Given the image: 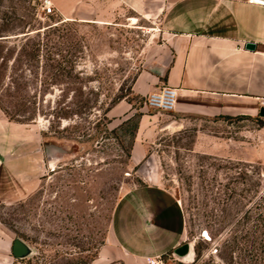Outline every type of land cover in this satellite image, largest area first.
I'll list each match as a JSON object with an SVG mask.
<instances>
[{
  "label": "rangeland",
  "instance_id": "1",
  "mask_svg": "<svg viewBox=\"0 0 264 264\" xmlns=\"http://www.w3.org/2000/svg\"><path fill=\"white\" fill-rule=\"evenodd\" d=\"M46 0H0V122L36 142L41 175L22 200L0 205V225L33 254L0 264H99L114 208L151 180L186 217L190 257L181 264H264V166L208 150L209 135L240 140L262 120L174 118L133 92L140 73L161 72L159 22L104 0L106 14L66 21ZM122 101L136 111L113 118ZM161 129L146 158L131 160L141 113ZM201 143V149H199ZM223 143V142H222ZM211 152V153H210Z\"/></svg>",
  "mask_w": 264,
  "mask_h": 264
},
{
  "label": "crops",
  "instance_id": "2",
  "mask_svg": "<svg viewBox=\"0 0 264 264\" xmlns=\"http://www.w3.org/2000/svg\"><path fill=\"white\" fill-rule=\"evenodd\" d=\"M66 21L90 22L104 17V0H49ZM124 5L142 19L159 22L166 55L161 72L140 73L133 92L147 96L164 87L176 90L174 118L205 120H262L264 107V8L250 0H106ZM253 44L255 49H248ZM128 102L113 107V118L131 117ZM158 115H140L131 150L134 164L141 163L163 128ZM208 150L230 149L231 158L264 166V126L245 130L240 140L209 135ZM223 142V143H222ZM201 149V143H199ZM210 152V153H211ZM36 142L14 124L0 122V205L31 191L41 175ZM13 241L0 225V258L12 252ZM186 246V217L177 198L154 180L127 191L116 204L108 243L99 264H147L154 258L182 259ZM182 249V250H181ZM190 257V253L185 257Z\"/></svg>",
  "mask_w": 264,
  "mask_h": 264
},
{
  "label": "built area",
  "instance_id": "3",
  "mask_svg": "<svg viewBox=\"0 0 264 264\" xmlns=\"http://www.w3.org/2000/svg\"><path fill=\"white\" fill-rule=\"evenodd\" d=\"M250 3L255 6L264 8V0H250ZM44 8L47 14H53L55 11L54 6L49 0L44 2ZM177 93L175 89L164 87L160 91L150 94L146 101L145 107L150 110H157L159 112L170 113L174 111L176 106ZM264 107V101L262 102ZM182 260L171 257L167 259L154 258L148 260L147 264H181Z\"/></svg>",
  "mask_w": 264,
  "mask_h": 264
},
{
  "label": "water",
  "instance_id": "4",
  "mask_svg": "<svg viewBox=\"0 0 264 264\" xmlns=\"http://www.w3.org/2000/svg\"><path fill=\"white\" fill-rule=\"evenodd\" d=\"M248 49H255V46L253 44H248ZM262 117H264V110L262 111L261 114ZM33 254V250L32 248L26 244L23 240L21 239H16L13 242L12 245V255L14 256V258L21 260V259H25L29 256H31ZM189 254V252L187 254H183V255H179L181 258H185L187 255Z\"/></svg>",
  "mask_w": 264,
  "mask_h": 264
},
{
  "label": "trees",
  "instance_id": "5",
  "mask_svg": "<svg viewBox=\"0 0 264 264\" xmlns=\"http://www.w3.org/2000/svg\"><path fill=\"white\" fill-rule=\"evenodd\" d=\"M137 128H138V126H137ZM185 249H188L189 247H188V245H186L185 247H184ZM182 250V249H181ZM179 255H183V253L182 252H177Z\"/></svg>",
  "mask_w": 264,
  "mask_h": 264
}]
</instances>
